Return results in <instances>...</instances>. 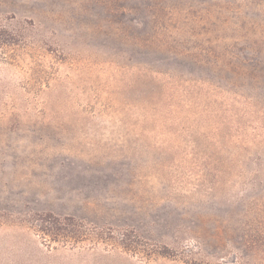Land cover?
Wrapping results in <instances>:
<instances>
[{"label": "rangeland", "instance_id": "374dc122", "mask_svg": "<svg viewBox=\"0 0 264 264\" xmlns=\"http://www.w3.org/2000/svg\"><path fill=\"white\" fill-rule=\"evenodd\" d=\"M0 264H264V0H0Z\"/></svg>", "mask_w": 264, "mask_h": 264}, {"label": "trees", "instance_id": "16d2710c", "mask_svg": "<svg viewBox=\"0 0 264 264\" xmlns=\"http://www.w3.org/2000/svg\"><path fill=\"white\" fill-rule=\"evenodd\" d=\"M74 223H78L73 217L53 216L51 214L41 215L38 219V227L41 232L51 237L53 240H65L71 237L80 238L77 229H74Z\"/></svg>", "mask_w": 264, "mask_h": 264}]
</instances>
